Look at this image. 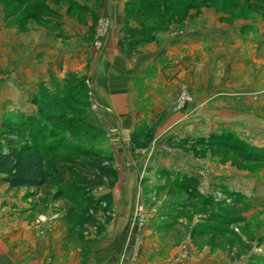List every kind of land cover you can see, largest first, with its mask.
I'll use <instances>...</instances> for the list:
<instances>
[{"label": "rangeland", "instance_id": "1", "mask_svg": "<svg viewBox=\"0 0 264 264\" xmlns=\"http://www.w3.org/2000/svg\"><path fill=\"white\" fill-rule=\"evenodd\" d=\"M125 23L142 32L130 51L119 47ZM111 37L131 71L145 59L131 74L138 120L125 133L109 130L113 111L93 95L100 64L64 68L73 49L94 62ZM108 62L120 64L113 53ZM54 99L53 182L14 189L0 175L2 238L27 224L59 236L61 258L78 264H264V0H0V129L46 121ZM99 158L116 178L96 235L82 220L81 180Z\"/></svg>", "mask_w": 264, "mask_h": 264}, {"label": "trees", "instance_id": "2", "mask_svg": "<svg viewBox=\"0 0 264 264\" xmlns=\"http://www.w3.org/2000/svg\"><path fill=\"white\" fill-rule=\"evenodd\" d=\"M124 37L119 42L121 50L130 51L138 43L142 32L124 24ZM61 100H51L44 107L46 121L42 118L25 117L17 122L4 121L0 129V140H4L0 146V175L2 181L14 189L39 190L48 187L53 182V175L47 169L44 155L51 154L59 149L62 140L55 124L62 120V116L55 110L61 107ZM51 121L52 124H47ZM107 160L103 158L88 162L89 174L81 180L82 190L86 194V201L81 209L83 221L89 222L94 227L96 235L103 233L106 224L110 221L109 212L112 206L111 190L115 186L116 174L114 169L105 165ZM93 188L107 189V193L95 197L90 194ZM90 211L106 216L104 223L91 218ZM83 218V217H82ZM87 225L88 223H82Z\"/></svg>", "mask_w": 264, "mask_h": 264}, {"label": "crops", "instance_id": "3", "mask_svg": "<svg viewBox=\"0 0 264 264\" xmlns=\"http://www.w3.org/2000/svg\"><path fill=\"white\" fill-rule=\"evenodd\" d=\"M116 39L118 38L111 37L108 39L110 49L106 50L105 47L107 46L105 43L102 47V51L100 50L99 53L97 52V58L94 62L91 61L92 56L95 55L94 51L84 52L83 48L73 49L68 57L64 59L66 63H69L70 67L67 68V66H64V68L68 71H76L88 65L90 66L89 70L93 71V65L96 63L100 64V66H97V70L100 72L96 75L92 86L93 95L98 103L113 111V113L109 112L110 115H103L104 123L110 126L108 127L109 130H112V123H117L119 129L125 133L127 130L129 131L130 128H133L138 120L133 111L137 92L132 82L134 78L131 74L137 70H142V61L145 59H142L144 58L142 55L136 57L133 66H131V71L126 63V59H124L122 55L116 54V44L114 46L112 45ZM90 46L91 45H86L87 48L85 49L91 50L94 48ZM104 50L106 51L104 52ZM112 53L113 56L116 57V60L120 62L118 66H113V63L108 62ZM146 58L150 60L149 56ZM57 61L58 64L62 62L61 56L56 58L54 63L56 64ZM146 67L147 65L145 64V68ZM105 70H107V72H104ZM92 81L93 79L91 82ZM34 231L35 230L29 228L27 224L20 223L10 229V238H2L4 233L2 234V229H0V264H78V260L73 259L72 256L64 259L61 258L65 252L63 251V241L58 238L59 236L52 240L49 239L46 232L41 235H36ZM104 264H113V261L110 258V260H108L107 263L104 262ZM123 264L130 263L123 261Z\"/></svg>", "mask_w": 264, "mask_h": 264}]
</instances>
